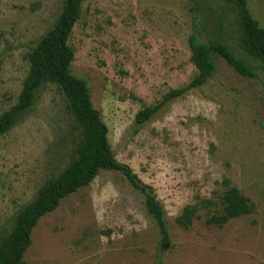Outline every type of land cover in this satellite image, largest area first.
Listing matches in <instances>:
<instances>
[{
  "label": "rangeland",
  "instance_id": "rangeland-1",
  "mask_svg": "<svg viewBox=\"0 0 264 264\" xmlns=\"http://www.w3.org/2000/svg\"><path fill=\"white\" fill-rule=\"evenodd\" d=\"M264 30V0H244ZM64 0H0V115L17 103L28 54ZM238 8L223 0H86L68 46L120 164L150 186L168 243L142 197L100 172L39 219L25 264H264V63L240 46ZM219 41L255 77L215 58L213 76L136 126L135 115L197 75L191 39ZM79 129L61 90L44 84L30 112L0 136V238L48 181L78 157ZM236 189L253 212L218 227L221 195ZM209 202V203H205ZM194 210L188 226L178 218Z\"/></svg>",
  "mask_w": 264,
  "mask_h": 264
},
{
  "label": "trees",
  "instance_id": "trees-1",
  "mask_svg": "<svg viewBox=\"0 0 264 264\" xmlns=\"http://www.w3.org/2000/svg\"><path fill=\"white\" fill-rule=\"evenodd\" d=\"M86 0H64L63 8L53 28L49 30L28 54L29 73L22 84L17 103L0 115V136L30 112L36 99V91L44 84L57 86L66 101L67 109L79 129L78 157L38 192L36 200L15 219L10 233L0 238V264H25L23 257L31 243V233L44 215L52 212L65 197L80 188L89 186L100 172L119 173L129 187L142 197L145 213L158 229L162 243H168L164 211L153 189L143 184L130 167L114 158L107 140V128L89 98L85 84L70 74L74 53L68 40L74 25L80 18L81 5ZM237 6L242 29L240 46L264 63V30L250 16L244 0H223ZM191 62L197 75L185 87L172 90L153 107H147L135 115V125L149 121L162 107L182 97L189 90L203 86L214 74L215 58L223 60L238 75L246 79L255 77L253 71L237 59L225 44L191 39ZM209 203V202H205ZM253 212L248 200L234 188H227L221 195V210L206 220V225L221 227L229 220ZM194 216L191 207H185L178 218L188 226Z\"/></svg>",
  "mask_w": 264,
  "mask_h": 264
}]
</instances>
